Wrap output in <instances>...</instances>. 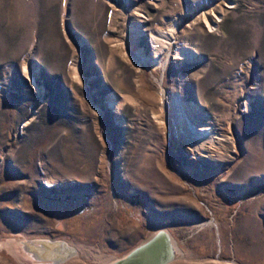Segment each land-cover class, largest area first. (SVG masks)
I'll return each mask as SVG.
<instances>
[{"label": "rangeland", "instance_id": "1", "mask_svg": "<svg viewBox=\"0 0 264 264\" xmlns=\"http://www.w3.org/2000/svg\"><path fill=\"white\" fill-rule=\"evenodd\" d=\"M173 24L192 57L139 61ZM159 89L218 148L179 140ZM156 227L182 252L169 264H264V0H0V239L101 264Z\"/></svg>", "mask_w": 264, "mask_h": 264}, {"label": "water", "instance_id": "2", "mask_svg": "<svg viewBox=\"0 0 264 264\" xmlns=\"http://www.w3.org/2000/svg\"><path fill=\"white\" fill-rule=\"evenodd\" d=\"M0 253L14 264H64L79 255L67 240L25 237L19 233L0 239ZM180 257L182 252L169 231L156 227L118 256L101 264H169Z\"/></svg>", "mask_w": 264, "mask_h": 264}, {"label": "bare ground", "instance_id": "3", "mask_svg": "<svg viewBox=\"0 0 264 264\" xmlns=\"http://www.w3.org/2000/svg\"><path fill=\"white\" fill-rule=\"evenodd\" d=\"M218 17H220L219 13H205V15H203V20L208 31H214L216 29ZM134 28L133 33L135 38L142 30L136 26H134ZM175 28L176 25L173 24L168 31L157 30L153 32L150 36L152 47L151 54L145 56L142 54L141 50H138L136 53L138 60L144 63L148 62L152 67L164 68L166 57L172 52V48L174 57H186L190 59L193 52L186 51L184 46L173 42ZM216 30H218V28ZM25 73L28 75L30 83L35 86L32 76L26 70ZM159 94L161 96V103L163 107L166 108L168 117L171 118L173 129L179 140L190 146L195 152H202L205 144L208 147L218 146L219 135L217 132L209 125L201 123L198 118L192 114L190 106L184 102L183 98H178L176 95L166 96L162 89H159ZM108 99L109 103L117 109H119L118 107L124 100H129L127 96H119L114 92L110 93ZM154 118L158 120L159 123L162 122L159 120L158 114H154ZM48 183L50 186L52 185L51 181Z\"/></svg>", "mask_w": 264, "mask_h": 264}]
</instances>
